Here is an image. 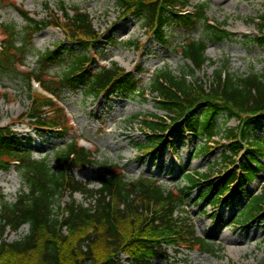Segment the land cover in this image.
<instances>
[{
	"label": "trees",
	"instance_id": "trees-1",
	"mask_svg": "<svg viewBox=\"0 0 264 264\" xmlns=\"http://www.w3.org/2000/svg\"><path fill=\"white\" fill-rule=\"evenodd\" d=\"M114 2L122 15L141 20L157 44L165 48L174 46L188 63L187 71L180 76L163 69L151 82L150 92L157 97V109L172 117L168 118L169 122L165 116L142 119L146 142L138 147L139 151L147 154L167 146V136L177 125L181 131L205 142L213 143L219 135L224 137L228 143L220 163L225 169L217 176L185 175L188 187L178 190L179 196H173L155 180L141 178L129 182L119 170L103 163L96 178L99 188L90 189L89 183L78 182L72 176L74 168L94 165L90 152L71 142L55 152L53 168L49 159H34L14 134L0 129V171L6 169L5 161L15 162L24 187L13 203L0 195V264H116L121 254L131 264H154L161 258L163 246H185L190 242H197L206 254H215L212 242L195 238L192 225L174 217L178 207L184 205L186 191L203 188L200 200L213 208L220 204L230 206L226 203L232 194L242 193L257 174L264 175V162L259 161L264 159V138L252 137L254 124L264 122V73L236 77L227 73L224 65L214 72L208 88L194 78L209 61L208 44L220 43L232 36L223 25L209 24L206 4L188 11L189 0ZM15 9L26 26L19 44L15 40V28L2 27L5 42L0 52L1 73H16V65L24 66L26 55L33 49L35 34L47 27L61 26L71 45L66 50L68 55H64L61 47L38 54L37 70L25 74L29 91L30 79L35 78L56 98L66 91H81L92 99L114 92L144 96L134 75L117 64L98 67L95 71L90 69L96 65L90 51L97 47L102 35L94 30L87 13L59 2L63 22L58 23L56 18L37 21L24 10ZM45 10L51 11L47 4ZM253 22L257 28L254 41L263 47L264 15L257 16ZM198 26L204 30L203 37L187 36L173 45L174 28L187 32ZM62 63L64 67L59 74L48 81L41 78L48 67ZM31 100L27 117L36 128L67 134L68 121L59 104L37 96ZM221 113L228 119L240 118L241 126L220 130L216 118ZM210 145H204L199 152H208ZM66 193L70 195V203L65 205L62 214L58 202ZM76 193L85 197L87 205L74 200ZM246 199L247 211L243 210L235 218L233 223L237 225L252 222L264 213V186L254 195L247 194ZM23 226H28V234L18 241L7 242L6 233H16Z\"/></svg>",
	"mask_w": 264,
	"mask_h": 264
},
{
	"label": "rangeland",
	"instance_id": "rangeland-1",
	"mask_svg": "<svg viewBox=\"0 0 264 264\" xmlns=\"http://www.w3.org/2000/svg\"><path fill=\"white\" fill-rule=\"evenodd\" d=\"M59 2H63L67 8H79L87 13L94 30L102 35L97 47L90 52L92 55L97 54V65L90 69L95 71L99 66L109 67L115 63L122 70L132 71L144 96L109 93L93 100L85 97L81 91H66L61 94L59 104L68 121L67 134L36 130L27 115L31 96L42 92L34 87L32 93L28 91L25 74L37 70L38 54L61 47L64 55H68L66 50L71 46L60 28L49 27L33 37V49L26 55L24 66L16 65V73L3 74L0 71V128L13 132L34 159H49L53 168L55 152L76 140L78 146H84L85 150L92 153L95 164L86 169L79 166L72 174L79 182L89 183L90 189L99 188L96 178L100 171L99 165L103 163H109L117 171L121 170L129 182L141 178L155 180L157 185L173 196H179L178 190L188 187L185 175L199 173L217 176L225 169L220 162L228 142L220 135L213 143H209L176 126L167 137V146L147 154L138 150L146 142L145 130L140 123L143 118L165 116L169 121L168 118L172 117L157 109V97L150 92L155 75L168 69L175 76H180L187 71L188 63L177 54L174 46L165 48L157 44L141 20L122 15L114 0H0V27L13 26L17 32L15 40L19 44L26 25L14 7L22 8L37 21L56 18L60 23L62 15L58 10ZM189 3L186 8L189 11L199 4H206L208 20L223 25L222 28L232 34L225 41L208 44L206 57L209 61L196 72L194 78L208 88L214 72L224 65L227 66L226 72L236 77L264 73V46H258L254 41L257 28L253 22L257 16L264 15V0H189ZM45 4L51 11L45 10ZM204 35L201 26L187 32L176 27L171 33L173 45L187 36L200 39ZM3 40L0 30V43ZM63 67V63L48 67L41 78L48 81L59 74ZM135 70L143 72L137 75ZM134 116L137 119H133ZM239 119H228L225 113H221L216 123L220 130L237 129L241 126ZM252 132L253 138H264V122H256ZM209 144L208 152H199V149ZM259 161L263 163L264 159ZM2 176L4 181L1 180ZM261 186H264V175L257 174L242 193H234L227 199L226 204L230 206L220 204L215 208L199 199L203 188L186 191L184 205L178 207L174 217L182 222L188 221L193 227L195 238L212 242L216 253L206 254L197 249V242L185 246H163L161 258L154 264H264V214L244 227L233 223L243 210L247 211L244 209L246 195L256 194ZM22 189L23 184L16 168L10 167L0 173V195L7 202L13 203ZM63 196L58 205L70 202L68 194ZM74 199L77 203L87 205L81 194H76ZM141 213L146 217L144 212ZM28 231V226H23L16 233L8 232L5 237L7 242H15L27 235ZM116 264L130 262L125 255H120Z\"/></svg>",
	"mask_w": 264,
	"mask_h": 264
},
{
	"label": "bare ground",
	"instance_id": "bare-ground-1",
	"mask_svg": "<svg viewBox=\"0 0 264 264\" xmlns=\"http://www.w3.org/2000/svg\"><path fill=\"white\" fill-rule=\"evenodd\" d=\"M1 180L4 181V177L3 176L1 177Z\"/></svg>",
	"mask_w": 264,
	"mask_h": 264
}]
</instances>
